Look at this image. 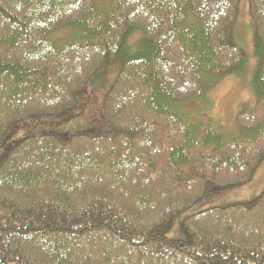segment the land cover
<instances>
[{
  "label": "trees",
  "instance_id": "16d2710c",
  "mask_svg": "<svg viewBox=\"0 0 264 264\" xmlns=\"http://www.w3.org/2000/svg\"><path fill=\"white\" fill-rule=\"evenodd\" d=\"M236 1L0 0V139L70 108L99 66L121 62L103 105L113 136L8 147L0 264H264V194L181 217L206 185L246 183L264 158V0H249L256 102L236 117L250 138L226 141L189 113L212 78L246 62L226 38Z\"/></svg>",
  "mask_w": 264,
  "mask_h": 264
},
{
  "label": "rangeland",
  "instance_id": "374dc122",
  "mask_svg": "<svg viewBox=\"0 0 264 264\" xmlns=\"http://www.w3.org/2000/svg\"><path fill=\"white\" fill-rule=\"evenodd\" d=\"M235 15L227 27L228 43L244 54L246 62L241 67L219 79H211L206 86L201 105L192 104L193 117L207 115L213 124L219 126L226 141H247L251 134L236 124L239 114L252 112L256 95L252 83L258 67L256 55L257 35L255 25L249 13V0H237ZM128 44L132 50L141 45L142 34L134 31ZM121 69L119 60H111L99 66L85 85L76 93L75 103L57 114H47L19 121L14 130L9 128L0 139V162L8 147L30 136L53 135L61 141H67V135L85 134L90 137L113 136L112 125L103 116L104 99ZM205 100V102H204ZM190 106V105H189ZM188 108V105L186 106ZM191 107V106H190ZM67 134V135H65ZM264 194V158L258 164L253 177L246 183L216 188L206 185L201 196L181 217L199 214L212 208L229 207L236 204L252 206ZM170 238L181 236L179 225L175 221L167 232Z\"/></svg>",
  "mask_w": 264,
  "mask_h": 264
}]
</instances>
